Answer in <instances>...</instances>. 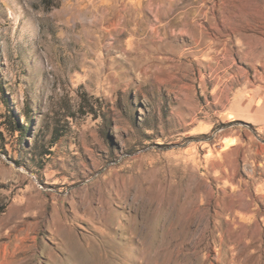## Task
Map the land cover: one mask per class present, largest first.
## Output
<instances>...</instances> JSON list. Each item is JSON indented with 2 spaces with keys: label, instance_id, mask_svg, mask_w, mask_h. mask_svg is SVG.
Instances as JSON below:
<instances>
[{
  "label": "rangeland",
  "instance_id": "374dc122",
  "mask_svg": "<svg viewBox=\"0 0 264 264\" xmlns=\"http://www.w3.org/2000/svg\"><path fill=\"white\" fill-rule=\"evenodd\" d=\"M224 56L262 70L264 0H0V264H264Z\"/></svg>",
  "mask_w": 264,
  "mask_h": 264
},
{
  "label": "crops",
  "instance_id": "0c3cea01",
  "mask_svg": "<svg viewBox=\"0 0 264 264\" xmlns=\"http://www.w3.org/2000/svg\"><path fill=\"white\" fill-rule=\"evenodd\" d=\"M218 63L222 64V66L211 69L207 76H211L216 80L225 79L228 82L226 86H222L224 89L223 93H218V96L226 94L230 97L225 103L227 104L226 109L233 103L236 94L246 92L250 99L254 98L253 111H264V63L262 64V70L257 71L253 76L250 75L248 70H245L242 64L234 60L231 61L229 57L224 56ZM200 76L203 77V75ZM259 127L261 128L260 131L264 133V123H260Z\"/></svg>",
  "mask_w": 264,
  "mask_h": 264
}]
</instances>
